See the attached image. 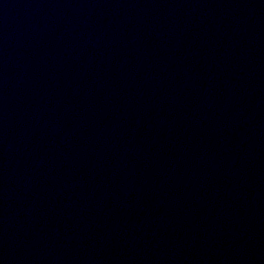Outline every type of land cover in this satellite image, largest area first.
I'll return each mask as SVG.
<instances>
[{
    "label": "water",
    "instance_id": "1",
    "mask_svg": "<svg viewBox=\"0 0 264 264\" xmlns=\"http://www.w3.org/2000/svg\"><path fill=\"white\" fill-rule=\"evenodd\" d=\"M0 264H264V0H0Z\"/></svg>",
    "mask_w": 264,
    "mask_h": 264
}]
</instances>
